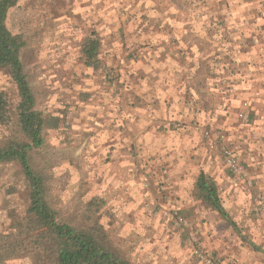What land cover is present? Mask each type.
<instances>
[{
    "label": "crops",
    "instance_id": "obj_1",
    "mask_svg": "<svg viewBox=\"0 0 264 264\" xmlns=\"http://www.w3.org/2000/svg\"><path fill=\"white\" fill-rule=\"evenodd\" d=\"M138 1L112 4L138 9L143 6ZM263 1L143 0L145 8L166 10L160 17L151 15V25H164L165 30L134 34L128 53L115 48L103 63L114 76L109 77L108 94L101 91L95 97L92 89L89 101L73 111L72 140L88 154L89 162L108 170L105 180L125 211L132 206L143 212L144 202L179 210L227 264H264V212L258 218L251 215L253 199L211 173L229 219L205 205L197 197L203 171L198 154L204 128L225 132L263 192L255 201L264 198ZM203 7L231 12L201 18L196 10ZM187 9H193L194 16ZM172 24L177 28L171 29ZM202 24L211 29L203 30ZM138 41L146 44L139 47ZM240 112L249 115L248 123L238 119ZM186 151L194 154L192 159L177 155Z\"/></svg>",
    "mask_w": 264,
    "mask_h": 264
},
{
    "label": "rangeland",
    "instance_id": "obj_2",
    "mask_svg": "<svg viewBox=\"0 0 264 264\" xmlns=\"http://www.w3.org/2000/svg\"><path fill=\"white\" fill-rule=\"evenodd\" d=\"M115 1L22 0L10 11L8 28L25 43L21 59L36 96L37 109L48 118L45 146L32 153V164L43 176L48 200L58 211L60 219L84 228L97 227L106 244L132 264H207L195 250L202 254L211 253L219 264H227L223 256L208 244L207 236L193 227L179 210L154 207L144 202L140 206L142 208L144 204L143 212H137L132 206L125 211V204L116 201L113 186L105 180L108 170L96 161L89 162L88 154L81 153V146L72 140L76 121L73 111L89 101L92 89L97 91L93 94L95 97L102 92L108 94L107 83L109 77L113 79L114 76L103 63H108L107 58L113 55V50L122 47L128 53L135 43L131 38L134 34L161 33L166 28L161 24L151 25L153 13L160 17L166 11L160 6L151 10L139 0L138 3L143 5L141 8L130 5L119 8L117 3L112 4ZM262 5L260 15L264 17V1ZM196 11L201 18L231 12L230 9L204 7ZM186 12L190 17L194 16L193 9ZM234 12L241 10L235 9ZM170 28L174 30L177 25L172 24ZM207 28L211 29V26L202 24L203 30ZM91 38L99 45V65L96 68L86 64L83 53ZM138 43L141 44L139 47L146 44L144 41ZM0 93L5 94L9 102V121L0 125V141L15 139L18 92L8 72L2 69ZM203 96L207 98L208 95L203 93ZM203 108H207L206 105ZM241 114L238 113V119L248 123L249 115L245 112L247 118L243 119ZM203 127H206L204 122ZM206 132L212 134L211 140L205 137ZM224 134L204 128L201 153L198 154L203 164L202 172L224 179L242 196H250L253 199L250 213L258 218L264 212V198L255 201L254 197L263 192L259 191ZM226 151L237 155L244 175L229 166ZM181 154L186 160L194 156L187 151L177 155ZM216 161L220 166L215 165ZM211 166H216L217 170H212ZM143 188L148 190V186ZM219 188L222 192L226 189L223 185ZM28 207V185L20 168L14 165L3 167L0 170V264H37V241L34 239L37 233L27 240L19 236ZM173 212L184 218L183 225H174L171 220ZM241 218L242 213L237 214L239 224Z\"/></svg>",
    "mask_w": 264,
    "mask_h": 264
},
{
    "label": "trees",
    "instance_id": "obj_3",
    "mask_svg": "<svg viewBox=\"0 0 264 264\" xmlns=\"http://www.w3.org/2000/svg\"><path fill=\"white\" fill-rule=\"evenodd\" d=\"M22 0H0V69L8 72L18 92L15 139L0 141V170L7 165L20 168L28 185L29 207L21 223L19 236L27 240L37 236V264H132L114 252L97 227L84 228L60 219L58 211L48 200L43 176L32 164V153L45 146L48 118L37 109V100L25 72L21 53L25 43L8 28L9 13ZM86 64L99 65V45L91 38L84 46ZM9 102L0 93V125L9 121ZM197 197L210 208L229 219L222 209L214 180L201 173L197 180ZM229 221V220H227Z\"/></svg>",
    "mask_w": 264,
    "mask_h": 264
},
{
    "label": "built area",
    "instance_id": "obj_4",
    "mask_svg": "<svg viewBox=\"0 0 264 264\" xmlns=\"http://www.w3.org/2000/svg\"><path fill=\"white\" fill-rule=\"evenodd\" d=\"M240 118L246 119L247 116L244 113H242L240 115ZM205 137L207 139L211 140L212 139V134L210 132H206L205 133ZM225 155H226V159L228 161L229 166L235 172H240V174L244 175V172H243V170L240 167V162H239V158L237 157V155H235L231 151H226ZM171 220H172V222L174 223L175 226H181V225H183L185 223L184 218L181 217L178 212H173L172 213ZM195 253L198 255V257L203 258L207 264H219V260L217 258H214V256L211 253L207 252V254L206 253L202 254L198 250H195Z\"/></svg>",
    "mask_w": 264,
    "mask_h": 264
},
{
    "label": "clouds",
    "instance_id": "obj_5",
    "mask_svg": "<svg viewBox=\"0 0 264 264\" xmlns=\"http://www.w3.org/2000/svg\"><path fill=\"white\" fill-rule=\"evenodd\" d=\"M101 15H103V13H101Z\"/></svg>",
    "mask_w": 264,
    "mask_h": 264
}]
</instances>
